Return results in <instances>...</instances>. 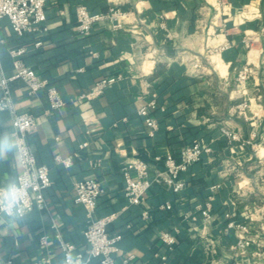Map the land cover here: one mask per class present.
<instances>
[{
	"label": "crops",
	"instance_id": "0c3cea01",
	"mask_svg": "<svg viewBox=\"0 0 264 264\" xmlns=\"http://www.w3.org/2000/svg\"><path fill=\"white\" fill-rule=\"evenodd\" d=\"M79 4L92 12L120 5L130 13L121 27L106 20L81 36ZM46 15L45 31L24 35L8 18L0 20V78L14 73L10 49L26 47L24 63L65 101L51 109L46 89L31 95L24 80L11 82L18 109L37 119L28 138L53 180L45 208L0 216V264L8 258L62 264L53 220L62 239L85 253L88 214L75 200V183L87 178L103 189L96 216L117 215L109 231L123 235L119 256L133 254L128 264H264V0H49ZM226 40L230 47L217 50ZM247 64L251 75L240 82ZM110 76L118 79L104 93L78 98ZM153 99L159 128L151 135L139 110ZM244 101L249 105L239 112ZM224 129L241 140L229 141ZM5 133L13 134L12 115L0 110ZM195 140L210 151L181 175L185 184L176 191L163 178L164 158ZM137 158L148 162L154 183L141 203L132 204L122 167ZM20 162L18 151L0 158L1 186L17 177ZM231 221L249 227L250 244L238 245L243 232ZM164 231L176 237L171 250L160 238ZM44 233L45 246L39 240Z\"/></svg>",
	"mask_w": 264,
	"mask_h": 264
},
{
	"label": "built area",
	"instance_id": "2783aa9c",
	"mask_svg": "<svg viewBox=\"0 0 264 264\" xmlns=\"http://www.w3.org/2000/svg\"><path fill=\"white\" fill-rule=\"evenodd\" d=\"M49 0H0V20L8 18L12 29L18 35H24L27 31H45L47 15L46 5ZM130 12L126 11L120 5H113L108 11L105 12H92L85 4H79L76 8L77 15V33L81 36L88 35L93 26L102 21L109 20L113 22L115 27L123 25V17H126ZM0 43L2 37L0 33ZM36 47H41L44 43L42 40L35 42ZM230 47L228 40L222 41L216 48L217 50H225ZM249 50L252 49L250 42H248ZM26 52V47H14L10 49V53L14 58V73L10 76L2 74L0 78V110L9 111L12 115L13 121V134L19 142L20 148L18 150L21 171L17 177L22 178L24 182L28 183L27 189V210L24 214L32 211L35 208L43 209L47 206L46 190L52 184L50 168L38 162L36 154L29 141V133L36 127L37 119L35 115L29 111L19 110L11 82L16 79H22L26 82L28 93L36 95L41 89H46L51 109H56L65 104L64 99L61 97L58 89L49 84V82L40 77L32 67L26 65L22 60V55ZM196 66H200L197 63ZM252 68L247 64L238 74V80L245 82L251 75ZM118 77L110 76L101 78L95 85L86 93L78 95L79 99H91L98 97L104 93L105 89L113 84ZM249 103L244 101L237 105L239 112L246 110ZM157 103L153 99L147 104L142 106L139 113L145 117V122L149 127V133L153 135L159 128L157 119L152 115V111L156 108ZM224 134L229 141L241 140L239 133L232 129H224ZM210 151L209 146L203 145L198 140L186 145L180 151L178 156L168 153L164 158L165 172L163 174L164 180L178 191L183 188L184 182L181 175L189 170L191 165L199 161L204 152ZM56 160L63 162L69 166L72 163V157L63 158L59 155ZM122 171L125 177V194L132 204H139L148 193L152 186V179L149 176V165L143 158H137L131 163L123 165ZM1 186V185H0ZM76 198L75 200L82 203L86 209L88 222L85 228L84 236L86 240L87 249L83 253L76 251V245L72 242L62 239L61 233L58 230V224L55 220L52 221L53 227L56 229L57 236L60 239V244L64 256L71 251L74 255H80L85 264H92L94 260H98L99 264H128L134 255H126L120 257V241L123 237L122 234H111L109 226L117 216L115 213L108 214L102 217L96 216V207L98 197L103 192L101 183L96 178H87L75 183ZM164 208H171L170 203L163 205ZM211 203H208V208ZM23 214V215H24ZM208 215V212H207ZM0 216H6L5 213L0 212ZM230 226L237 227L243 232V236L238 242L242 248L250 244L251 238L249 227L244 224H237L235 221L230 222ZM160 238L171 250L176 242L174 233L164 231L160 234ZM49 236L47 234L40 235V244L45 246L48 244ZM163 261H166L167 255L162 256ZM3 264H15L12 258H8ZM29 264H42V262H33ZM165 264V262H164Z\"/></svg>",
	"mask_w": 264,
	"mask_h": 264
},
{
	"label": "clouds",
	"instance_id": "9594fccd",
	"mask_svg": "<svg viewBox=\"0 0 264 264\" xmlns=\"http://www.w3.org/2000/svg\"><path fill=\"white\" fill-rule=\"evenodd\" d=\"M19 148V142L14 134L0 135V158L7 153L18 151ZM28 187V183L19 177L10 178L5 185L0 186V212L10 217L22 216L27 210ZM62 264H85V261L80 255H74L69 251Z\"/></svg>",
	"mask_w": 264,
	"mask_h": 264
}]
</instances>
